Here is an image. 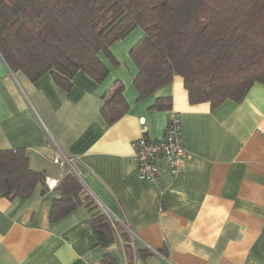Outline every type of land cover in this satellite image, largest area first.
Here are the masks:
<instances>
[{
    "label": "crops",
    "instance_id": "1",
    "mask_svg": "<svg viewBox=\"0 0 264 264\" xmlns=\"http://www.w3.org/2000/svg\"><path fill=\"white\" fill-rule=\"evenodd\" d=\"M138 35L112 43L117 63L100 53L109 67L102 80L78 70L70 89L49 72L32 80L12 70L0 53V149H25L32 169L59 177L55 140L77 157L86 193L128 232L127 240L100 244L83 205L52 219L61 191L40 181L27 197L0 193V264H264V83L213 107L191 103L175 74L139 98L130 55L143 29ZM120 81L128 107L109 123L104 95ZM162 97L180 114L192 156L180 175L159 158L161 174L150 182L136 175L132 143L141 117L150 137L164 136L169 109L154 107Z\"/></svg>",
    "mask_w": 264,
    "mask_h": 264
},
{
    "label": "trees",
    "instance_id": "2",
    "mask_svg": "<svg viewBox=\"0 0 264 264\" xmlns=\"http://www.w3.org/2000/svg\"><path fill=\"white\" fill-rule=\"evenodd\" d=\"M136 26L143 35L130 55L138 67L139 98L175 74L183 77L191 103L210 101L213 107L241 101L256 81L264 83V0H0V53L12 70L32 80L49 72L70 89L78 70L102 80L109 67L100 53L116 62L110 46ZM171 105L170 97H162L154 107ZM127 107L120 81L105 93L101 112L112 123ZM44 178L29 166L25 149H0L3 196L27 197ZM57 187L52 219L83 205L100 244L127 240V230L112 222L75 175Z\"/></svg>",
    "mask_w": 264,
    "mask_h": 264
},
{
    "label": "built area",
    "instance_id": "3",
    "mask_svg": "<svg viewBox=\"0 0 264 264\" xmlns=\"http://www.w3.org/2000/svg\"><path fill=\"white\" fill-rule=\"evenodd\" d=\"M140 120L141 135L132 143L136 160V175L150 182L157 181L161 174L159 158L167 161L172 174L180 175L184 169V162L192 156L191 151L184 144L180 114L175 109L168 110L165 134L161 138L150 137L145 118L141 117ZM52 141L56 148L53 161L60 165L61 170L59 177L46 176L44 178V184L48 189L56 188L68 174H73L79 179L74 167L77 157L68 153L55 140ZM107 214L114 222L115 218L109 212ZM130 233L135 238L133 232L130 231Z\"/></svg>",
    "mask_w": 264,
    "mask_h": 264
},
{
    "label": "rangeland",
    "instance_id": "4",
    "mask_svg": "<svg viewBox=\"0 0 264 264\" xmlns=\"http://www.w3.org/2000/svg\"><path fill=\"white\" fill-rule=\"evenodd\" d=\"M142 30V28L140 26H136L134 29H132L127 35L130 37H136V39L138 38V34H140V31ZM142 36V35H141Z\"/></svg>",
    "mask_w": 264,
    "mask_h": 264
}]
</instances>
